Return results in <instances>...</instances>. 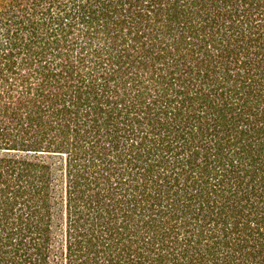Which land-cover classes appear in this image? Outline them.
I'll list each match as a JSON object with an SVG mask.
<instances>
[{
    "label": "trees",
    "instance_id": "trees-1",
    "mask_svg": "<svg viewBox=\"0 0 264 264\" xmlns=\"http://www.w3.org/2000/svg\"><path fill=\"white\" fill-rule=\"evenodd\" d=\"M0 264H264V0H0Z\"/></svg>",
    "mask_w": 264,
    "mask_h": 264
}]
</instances>
